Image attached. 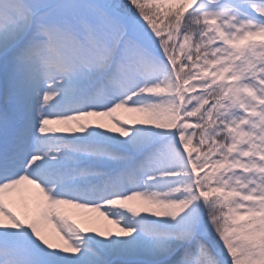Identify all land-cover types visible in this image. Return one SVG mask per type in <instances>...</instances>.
Instances as JSON below:
<instances>
[{
	"label": "snow or ice",
	"instance_id": "snow-or-ice-1",
	"mask_svg": "<svg viewBox=\"0 0 264 264\" xmlns=\"http://www.w3.org/2000/svg\"><path fill=\"white\" fill-rule=\"evenodd\" d=\"M0 264H264V0H0Z\"/></svg>",
	"mask_w": 264,
	"mask_h": 264
}]
</instances>
